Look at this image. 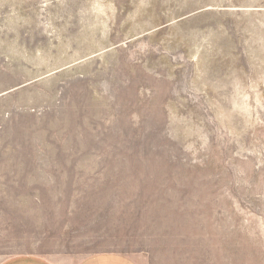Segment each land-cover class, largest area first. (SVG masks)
I'll use <instances>...</instances> for the list:
<instances>
[{
  "label": "rangeland",
  "instance_id": "obj_1",
  "mask_svg": "<svg viewBox=\"0 0 264 264\" xmlns=\"http://www.w3.org/2000/svg\"><path fill=\"white\" fill-rule=\"evenodd\" d=\"M264 264V0H0V264Z\"/></svg>",
  "mask_w": 264,
  "mask_h": 264
},
{
  "label": "crops",
  "instance_id": "obj_2",
  "mask_svg": "<svg viewBox=\"0 0 264 264\" xmlns=\"http://www.w3.org/2000/svg\"><path fill=\"white\" fill-rule=\"evenodd\" d=\"M1 264H55L54 262L32 255L19 256L8 259ZM78 264H138L132 258L116 253V252H103L97 253L83 259Z\"/></svg>",
  "mask_w": 264,
  "mask_h": 264
}]
</instances>
